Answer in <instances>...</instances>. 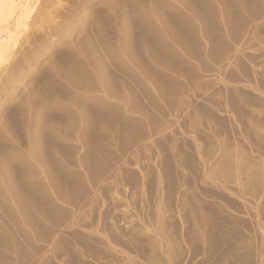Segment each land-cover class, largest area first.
Masks as SVG:
<instances>
[{"label": "rangeland", "instance_id": "374dc122", "mask_svg": "<svg viewBox=\"0 0 264 264\" xmlns=\"http://www.w3.org/2000/svg\"><path fill=\"white\" fill-rule=\"evenodd\" d=\"M0 39V264H264V0H0Z\"/></svg>", "mask_w": 264, "mask_h": 264}, {"label": "bare ground", "instance_id": "6f19581e", "mask_svg": "<svg viewBox=\"0 0 264 264\" xmlns=\"http://www.w3.org/2000/svg\"><path fill=\"white\" fill-rule=\"evenodd\" d=\"M1 39H2V38H1ZM1 39H0V40H1ZM1 41H2V40H1Z\"/></svg>", "mask_w": 264, "mask_h": 264}]
</instances>
